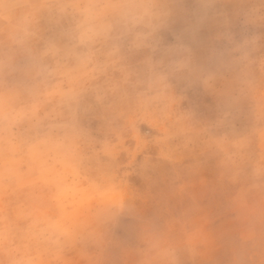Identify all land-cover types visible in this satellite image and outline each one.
Returning a JSON list of instances; mask_svg holds the SVG:
<instances>
[{
    "label": "rangeland",
    "instance_id": "1",
    "mask_svg": "<svg viewBox=\"0 0 264 264\" xmlns=\"http://www.w3.org/2000/svg\"><path fill=\"white\" fill-rule=\"evenodd\" d=\"M0 264H264V0H144L84 66L33 77L6 39L69 44L74 0H8Z\"/></svg>",
    "mask_w": 264,
    "mask_h": 264
},
{
    "label": "clouds",
    "instance_id": "2",
    "mask_svg": "<svg viewBox=\"0 0 264 264\" xmlns=\"http://www.w3.org/2000/svg\"><path fill=\"white\" fill-rule=\"evenodd\" d=\"M14 5L8 0H0V14L7 15ZM13 13L16 17L14 23L8 27L6 39L26 50L27 69L33 77L51 75L56 69L50 62L59 64L60 61H70L77 66H84L91 60L93 47L106 40L111 33L135 24L144 8V0H74V2L59 3L61 12L72 8L75 20L66 30L69 44L61 47L48 42L40 51L32 50L30 39V14L26 7L38 8L43 5L21 4ZM16 70L14 58L0 51V76L9 75Z\"/></svg>",
    "mask_w": 264,
    "mask_h": 264
}]
</instances>
